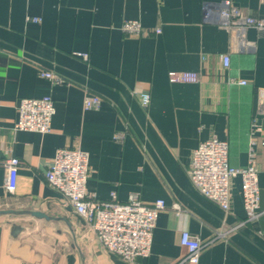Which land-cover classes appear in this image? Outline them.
<instances>
[{
  "label": "crops",
  "instance_id": "crops-1",
  "mask_svg": "<svg viewBox=\"0 0 264 264\" xmlns=\"http://www.w3.org/2000/svg\"><path fill=\"white\" fill-rule=\"evenodd\" d=\"M220 1L0 0V208L26 212L0 215V264H175L186 251L182 231L203 244L196 264H264V30L248 28L240 38L204 21L203 3ZM230 1L264 15V0ZM127 19L138 20L142 33L123 32ZM173 70L194 71L198 80L171 82ZM141 92L150 96L146 105ZM44 95L55 106L51 130L15 129L19 100ZM87 95L100 104L84 109ZM253 118L261 131L250 135ZM213 137L228 142L235 167L247 164L253 140L256 220H245L239 176L228 210L192 184V151ZM61 147L88 153L86 187L95 198L115 191L119 201L130 193L146 204L164 200L146 257L128 262L106 250L46 183ZM10 156L20 162L12 193L5 189ZM13 224L21 227L16 235Z\"/></svg>",
  "mask_w": 264,
  "mask_h": 264
},
{
  "label": "built area",
  "instance_id": "built-area-1",
  "mask_svg": "<svg viewBox=\"0 0 264 264\" xmlns=\"http://www.w3.org/2000/svg\"><path fill=\"white\" fill-rule=\"evenodd\" d=\"M202 19L216 23L231 30L236 36H242L248 28L264 30V15L253 16L243 12L230 0L220 2H204ZM33 20H38L33 18ZM126 33L140 34L142 26L138 20L127 19L121 24ZM154 32H160L156 28ZM86 57V54H82ZM222 64L229 66V55H221ZM40 76L60 83L62 80L50 71H41ZM171 82H196L198 74L194 71H169ZM230 82L245 84V80L229 79ZM258 97L264 101V89L258 91ZM141 104L146 105L150 96L147 92L139 93ZM100 98L87 95L83 100V108L97 107ZM55 112L53 99L49 95L40 98H21L17 104V118L14 128L46 133L51 130V120ZM261 131V126L253 118L250 135ZM117 134L116 138H120ZM255 151L253 140L248 152L245 166L235 167L229 163V146L226 140L210 138L199 143L192 151L188 176L194 187L206 198L224 210L229 208L230 185L234 177H240L241 200L245 212V220H256L259 209L260 189L255 167ZM19 159L14 156L4 161L7 169L5 189L12 193L16 189ZM89 174L88 153L79 148L61 147L55 151L52 161L45 171L46 183L60 196L63 203L69 205L74 213L90 227L99 243L128 262L139 257H146L150 252L153 229L160 211L165 207L164 200L157 199L150 204L144 203L137 193L128 194L126 200L119 201L115 191L108 199H97L86 187ZM180 244L185 254L175 264L199 261L202 242L197 236L182 231Z\"/></svg>",
  "mask_w": 264,
  "mask_h": 264
},
{
  "label": "water",
  "instance_id": "water-1",
  "mask_svg": "<svg viewBox=\"0 0 264 264\" xmlns=\"http://www.w3.org/2000/svg\"><path fill=\"white\" fill-rule=\"evenodd\" d=\"M18 213H26V212L14 210L11 208H0V215H2V214H18ZM28 213H30L34 216H37V217L49 218V216H47L41 212H37V211H35V212L29 211ZM20 230H21V227L19 225L13 224V226H12L13 235H16Z\"/></svg>",
  "mask_w": 264,
  "mask_h": 264
}]
</instances>
